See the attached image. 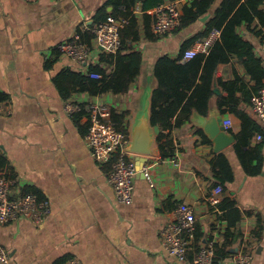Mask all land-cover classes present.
Masks as SVG:
<instances>
[{
    "label": "crops",
    "instance_id": "0c3cea01",
    "mask_svg": "<svg viewBox=\"0 0 264 264\" xmlns=\"http://www.w3.org/2000/svg\"><path fill=\"white\" fill-rule=\"evenodd\" d=\"M141 1H136L140 26ZM191 1L182 0V6ZM154 9L148 10L151 16ZM101 10L113 11L110 0H0V93L7 95L0 102V156L8 163L3 174L15 180L14 191H34L47 198L51 208L41 224L20 219L0 225V248L9 255V264H55L63 258H76L81 264H191L193 245L186 261L180 262L165 252L161 242V231L174 219L180 204L193 209L199 246L212 241L221 249L213 264H232L233 255L241 251L252 253L251 264H264V124L256 119L261 131L254 133L244 148L260 147L261 162H252L259 168L257 175L247 174L242 167L234 149L235 137L232 144L215 153L204 131L213 117L221 118V125L231 120L228 134L236 136L241 131V121L232 114H221L216 106V97L226 95L218 80L231 81L237 75L248 87L253 86L235 57L215 71L218 93L213 91L207 115L193 112L181 127L163 131V141L173 145L172 157L162 158L157 135L152 137L150 154L130 152L142 173L137 172L134 178L132 203L124 206L115 201L107 184L109 161L100 163L93 158L85 139V120L66 117L63 104L97 103L109 112L125 113L131 143L136 117L150 114L151 94L157 85L151 73L153 65L162 56L176 57L181 43L201 31L203 22L155 41L142 35L134 46L143 57L141 73L126 94L74 92L64 99L54 82L60 73L92 79L88 76L92 67H99L105 75L113 72L107 58L110 54L96 49L93 40L85 66L56 50L76 30L96 24ZM252 29L263 31L264 26L256 24ZM239 33L254 46L264 66L260 36L245 27ZM63 87L69 92L78 89L71 81H64ZM247 109L253 116L252 108ZM149 128L153 131L150 122ZM219 154L227 159L233 177L215 197L212 162ZM229 201L233 207H228Z\"/></svg>",
    "mask_w": 264,
    "mask_h": 264
},
{
    "label": "trees",
    "instance_id": "16d2710c",
    "mask_svg": "<svg viewBox=\"0 0 264 264\" xmlns=\"http://www.w3.org/2000/svg\"><path fill=\"white\" fill-rule=\"evenodd\" d=\"M216 1L192 0L189 4L182 6L180 25L174 32L188 28L205 16H208V19L203 23L201 31L181 43L176 57L162 56L153 65L151 73L157 85L151 94L149 122L151 126H157L160 130L156 142L162 158L172 157L173 145L169 141H163L165 139L163 131L181 127L190 119L193 112L203 117L207 115L210 101L214 97L215 71L220 64H227L232 57H235L237 63L250 77L253 86L248 87L237 75L231 81L218 80V85L226 95L216 97V106L221 114H232L241 121V131L234 136L236 138L234 149L245 172L249 175H257L259 168L253 167L252 162L254 160L258 163L261 162L260 147L249 149V151L244 148H248L254 133L261 131L255 116H252L247 108L251 107L253 96L264 88V66L262 58L256 56L254 46L243 38L239 29L245 27L254 36H261V30L254 31L252 28L256 24L264 26V0H221L212 11ZM162 2L163 0L141 1L140 9L143 14L140 26L138 17L133 14L136 6L135 0H110L113 11L110 13H106L104 10L99 11L96 16V24L106 21L110 17L127 20V24L119 31L120 49L115 54L109 53L110 55L107 57L114 67L113 72L110 75H105L99 67L90 68L88 76L98 74L101 76L100 79H89L73 73H60L54 82L63 98H69L74 92H87L92 96L107 93L126 94L130 86L138 79L143 65L142 54L135 50V44L140 41L142 35L147 41H155L158 38L152 32L153 17L148 13V10L156 8ZM213 29L220 30V37L210 47L208 54H199L193 59L183 61L184 51L196 41L207 37ZM81 39L84 44L89 46L93 36L86 32L82 34ZM64 81H71L73 86L78 89H72L69 92L63 87ZM6 99L7 95L0 93V102ZM78 117L81 116L78 115ZM110 117L118 131L127 133L124 124L125 113L117 114L115 111H111ZM173 119H175L174 124H172ZM197 133L203 136L200 130ZM115 159L116 155L108 162L110 170ZM7 167V161L0 156V174H3V169ZM212 170L216 187L222 188L225 182L232 180V170L222 154L217 155V158L212 162ZM5 176L13 179L10 174H5ZM27 193H34L40 199L43 198L27 188L21 191L23 195ZM228 207H233L232 201H229ZM199 244L200 236L196 230L194 250L190 255L191 262L199 250ZM220 254H222L221 249L215 245L216 260ZM68 259L70 258L60 259L55 264H64Z\"/></svg>",
    "mask_w": 264,
    "mask_h": 264
},
{
    "label": "built area",
    "instance_id": "2783aa9c",
    "mask_svg": "<svg viewBox=\"0 0 264 264\" xmlns=\"http://www.w3.org/2000/svg\"><path fill=\"white\" fill-rule=\"evenodd\" d=\"M33 3L37 0H25ZM182 0H163L152 14V32L157 37L166 36L175 31L181 21ZM139 8L136 6L133 14ZM127 24L124 18L110 17L92 27L83 26L65 42L56 46L57 52L69 58L74 63L85 66L91 55V48L82 42L81 36L89 33L93 36L96 49L115 54L120 49V29ZM220 30L213 29L204 39L196 41L183 53L182 60L188 61L199 54L207 55L210 47L219 39ZM260 53L264 57V30L260 36ZM91 78L100 79L98 74H90ZM251 108L255 118L264 124V88L260 89L251 100ZM68 118L80 115L85 120L87 132L86 142L92 151L93 158L100 162H110L116 155L107 175V184L112 188L115 201L128 206L133 201L134 178L137 169L128 151L129 139L126 132H120L111 121L110 112L100 104H81L76 101H66L62 108ZM225 131H229L232 122L223 121ZM260 139V137H259ZM175 166L178 164L175 162ZM15 180L0 174V225H8L20 219H26L34 225L41 224L50 214V202L47 198L40 199L34 193L21 194L14 191ZM214 196L222 193V188H214ZM217 203L216 198L212 200ZM195 239V215L192 207L180 204L174 210V219L161 231V242L165 252L184 262L187 259L189 247ZM215 258V243L210 241L201 246L191 264H212ZM252 253L241 251L233 255L232 264H251ZM0 264H9V255L0 248ZM64 264H81L76 258L68 259Z\"/></svg>",
    "mask_w": 264,
    "mask_h": 264
},
{
    "label": "water",
    "instance_id": "95a60500",
    "mask_svg": "<svg viewBox=\"0 0 264 264\" xmlns=\"http://www.w3.org/2000/svg\"><path fill=\"white\" fill-rule=\"evenodd\" d=\"M140 1V0H136ZM208 16L199 19L200 22H205ZM216 82H213V91L218 93ZM150 115V114H149ZM222 119L213 117L205 126L204 131L208 134L209 139L214 145L213 151L215 153L225 149L234 141V136L225 131L224 126L221 125ZM160 132L157 126L153 127V131L149 128V117L147 112L139 114L132 126L131 143L128 145L129 152H135L143 155L151 153V145L153 143V135H158ZM143 163V162H142ZM142 166V164L140 165ZM137 172L142 173V167L137 168Z\"/></svg>",
    "mask_w": 264,
    "mask_h": 264
},
{
    "label": "bare ground",
    "instance_id": "6f19581e",
    "mask_svg": "<svg viewBox=\"0 0 264 264\" xmlns=\"http://www.w3.org/2000/svg\"><path fill=\"white\" fill-rule=\"evenodd\" d=\"M173 32H174V31H173ZM59 55H60V54H59ZM89 76H90V75H89ZM193 243H194V241H193ZM193 243H192V245H193ZM192 245H191V246H192ZM191 246H190V247H191ZM190 247H189V249H190ZM199 248H200V247H199ZM188 251H189V250H188ZM214 259H215V258H214ZM213 261H214V260H213ZM212 264H213V263H212Z\"/></svg>",
    "mask_w": 264,
    "mask_h": 264
}]
</instances>
